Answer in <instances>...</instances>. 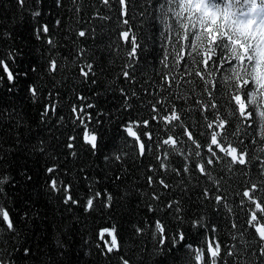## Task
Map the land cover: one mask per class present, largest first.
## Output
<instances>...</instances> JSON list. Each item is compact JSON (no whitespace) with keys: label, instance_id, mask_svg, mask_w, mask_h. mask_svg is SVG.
I'll list each match as a JSON object with an SVG mask.
<instances>
[{"label":"trees","instance_id":"1","mask_svg":"<svg viewBox=\"0 0 264 264\" xmlns=\"http://www.w3.org/2000/svg\"><path fill=\"white\" fill-rule=\"evenodd\" d=\"M126 2L127 15L121 16V6L115 0H110L109 5H105L103 0H60L59 8L53 0H43L40 20L49 25L50 33L38 40L33 34L35 21L31 16L36 8L35 0H27L24 6H19L17 0H0V52L22 49L24 55L17 61L20 68L15 70L36 69L35 72H29L27 80L21 79L18 90L12 94L6 93V82L0 86V108L19 110V138L24 142L23 149L15 144L14 139L0 144V150L8 153L0 159V177H8L14 182L13 186V183L5 180L0 208L10 212V217L22 233L20 239L16 240L5 230L6 225H0V248L10 249L13 244H23L26 239L35 261L20 259L19 264H40L43 260H47L48 264H55V261H62V264H121V257L128 259L129 264H184L187 249L177 252L175 257H169L166 261L157 254L160 246L153 238V225L156 220L167 225L168 244L171 243V237L183 231L188 243L202 247L205 236L192 225L193 219L199 217L206 225L216 226L215 233L210 229L204 231L208 240L221 243L223 260L218 261V264H260L259 242L253 238L250 234L252 229L246 225V213L251 210L249 202L243 198L245 203L241 204V198L242 192L252 184L258 185L254 196L257 199L264 198V175H261L259 168L260 161H264V140L257 137V142L253 144L252 137L245 136L246 126H242L239 134H236L237 121L228 116L229 108L220 92H216L217 109L204 111L208 96L203 81L194 74L182 76L183 62L179 70L173 68L171 57L168 68L160 63L163 56L160 31L163 26L156 17L159 15L158 5L163 0ZM237 2L242 3L243 0H221V5ZM256 2L259 6L261 0ZM57 19L60 20L59 25L55 23ZM123 19H128L129 25H123ZM129 27L140 37L143 51L134 80L125 81L121 72L126 51L119 46L124 44L122 39L117 44V37L119 31ZM79 31H85V37H79ZM7 33L10 35H5ZM49 38L54 42L52 46L46 42ZM187 51L190 49H186V58ZM216 54L220 55L219 49ZM51 59L57 61L55 72L49 71ZM87 63H92L96 70L95 85L86 82L80 75V68ZM229 63L235 64L230 60L229 53L224 51L221 68L225 69ZM0 75H3L2 69ZM206 78L215 83L222 76L220 72L214 71ZM28 85L39 89L35 103L29 98ZM223 87V84H217V88ZM120 89L125 90L127 100ZM49 93L53 94L52 103H55L57 112L51 115L47 124H42L39 113L43 111L44 104L49 102ZM79 96L86 99L81 101ZM157 102L168 108L175 105L182 123L193 131L198 142L203 145L201 152L205 157V141L208 137L201 133H210L211 129H206L207 123L215 124L218 119L226 118L229 123L222 131L228 134L233 146L238 147V150L244 148L249 153L246 157L249 163L229 166L230 158L221 153L220 161L208 166L207 176L201 175L198 169L183 173L185 164L191 168V163L199 159L189 152V148L194 146L187 141L186 136L179 137L184 143L177 144L175 153H171L170 146H153V151L148 153L149 159L137 157L131 143L126 145L122 139L126 136L121 128L125 122L148 119L150 128L141 126L136 130L151 131L161 139L166 138L167 134H174L176 138L180 132V128L175 127L173 133H168L167 127L159 120L151 121L152 105ZM88 103L97 105L95 109L88 110L92 113L93 121L100 119L103 122L100 126L99 148L94 156L87 151V146H80L83 125L74 124L76 114L71 111L73 106L79 108ZM100 112L104 115L98 116ZM85 120L87 122V118ZM94 127V123H89L88 130L92 131ZM68 136H78V140L73 141L77 147L71 150L77 152L76 157H72L70 150L63 147ZM41 139L46 141V152H31V145ZM127 139L129 142L132 140ZM142 139L147 140V137ZM240 139L244 140L243 145H240ZM181 147L182 152L179 150ZM165 149L171 154L166 156ZM116 155L122 159L116 160ZM105 156L111 159L105 161ZM157 156L163 160L165 167L156 172V183L149 187L146 177L153 173L148 171V166L157 167ZM50 166L56 167L57 180L72 183L73 193L82 204L90 195L80 174V169H85L93 180H99L95 190L107 188L111 192L113 207H97L94 211L85 212L83 206H79L74 207L71 213L65 211L60 202V193L49 194L45 189V181L50 175L46 173V168ZM173 169L181 170V174L177 175ZM24 173L32 177L31 181L25 178ZM116 175H120L121 180L113 183L112 178ZM209 176L214 179H209ZM160 179L169 184L168 189L159 185ZM205 187L211 189L209 200L197 199ZM153 190L161 196V201L151 199ZM217 194L224 197L220 205L215 204L214 196ZM169 201L180 202L183 223L173 219L171 212L166 214L165 205ZM150 203L158 209L155 213L148 212ZM213 208H218L219 213H215ZM25 212L31 217L27 223L22 219ZM72 217L78 219L73 221ZM70 223L71 230L68 228ZM233 224L237 227L233 228ZM113 226L118 232L120 248L107 253L105 242H110L111 237L105 234L104 240H101L98 233L103 228ZM137 227L144 231L137 234ZM58 239L65 244L63 255L57 254ZM228 249H233L236 255H224Z\"/></svg>","mask_w":264,"mask_h":264},{"label":"snow or ice","instance_id":"2","mask_svg":"<svg viewBox=\"0 0 264 264\" xmlns=\"http://www.w3.org/2000/svg\"><path fill=\"white\" fill-rule=\"evenodd\" d=\"M53 2L57 8L61 6L60 0H53ZM26 3L27 0H17L19 6H24ZM35 3L36 8L32 11L31 16L33 21H35L33 34L39 40L50 33V27L47 23L40 20L43 15L41 9L43 0H35ZM103 3L109 5L110 0H103ZM115 3L121 6L119 9L120 15L126 16V0H115ZM158 12L159 15L156 19L163 26L160 31V47L163 52L160 63L165 68H168L169 57H171L173 68L179 70V66L183 62L182 76L194 74L203 81L204 90L208 96V102L204 104V111L217 109L216 92H220L225 97V102L228 105V116L234 117L237 121L236 134H239L242 126H246L245 136L252 137L253 144L257 142V137L264 140V0H261L259 6L256 0H243L242 3H227L223 6L221 5V0H163V3L158 5ZM55 23L59 25L60 20L57 19ZM122 24L129 25V20L123 19ZM5 35H10V33ZM78 35L79 37H85V31H79ZM190 37H194V39H190ZM219 37H223V39H218ZM121 39L124 42L123 45H119ZM46 42L50 46L54 44L50 38ZM117 44L122 50L126 51L121 75L125 81L134 80L136 66L143 51L140 37L132 32L129 27L127 30L119 31ZM186 49H190V51H187V58ZM217 49L220 50L219 56L216 54ZM224 51L229 53L230 60L234 61L235 64L229 63L225 69H222ZM23 55L22 49L0 52V69H2L3 73V75H0V86H3L5 82L7 83V88L5 89L7 94L17 91L21 79L27 80L29 72L36 71L35 68L15 70L16 68H20L17 61ZM200 64H202V68L193 67ZM57 67L55 59L49 60V71L55 72ZM214 71L220 72L222 76V79L215 83L206 78L207 76H211ZM170 72L171 70H169V74ZM80 75L86 82H90L93 85L97 83V74L92 63H87L85 67L80 68ZM187 83H191V81H187ZM217 84H223L224 87L217 88ZM27 90L30 94L29 98L34 103L37 102L39 89L33 85H28ZM120 91L125 96V100H127L125 90L120 89ZM96 95H99V93ZM133 95H136V93L133 92ZM52 97L53 94L49 93V102L44 104L43 111L39 113L42 124H47L51 119V115L57 112L55 103H52ZM180 98L186 99L187 97ZM78 99L83 101L86 98L79 96ZM96 107V104L88 103L79 108L73 106L71 109L72 113L76 114L74 124L83 125V139L80 146H87V151L93 156L96 155L99 148L100 126L103 123L100 119L93 121L92 113L88 111ZM97 115L102 116L104 113L100 112ZM85 118H87V122ZM60 119L63 118L61 117ZM150 119L151 121L159 120L162 125L167 127L168 133H173L175 127H179L180 132L176 134V138H174V134H167L166 138L161 139L159 135L151 131L138 132L136 130V128L141 126L144 129L150 128L151 125L148 119L125 122V124L121 125V128L126 133V136L122 139L126 145L131 143V147L136 152L137 157L149 159L148 153L153 151V146L156 148L170 146L171 153H175L177 151V144L180 143L182 145L184 143L179 137L186 136L187 141H190L191 145L194 146V148H189V152L199 159L191 163V168L185 164L182 169L183 173L195 172L198 169L201 175L207 176L209 172L208 166L218 163L221 159V153L225 157L230 158L228 160L229 166L237 164L246 165V163H249L246 160L249 153L244 148L238 150V147L233 146L228 139V134L222 131L225 129L226 124L229 123L226 118L218 119L215 124L212 122L207 123L206 129H211L210 133H201V135L208 137L205 141L207 146L206 157L201 152L203 145L198 142L193 131L189 130L188 126L182 123V117L177 112L174 104L171 108L159 102L153 104ZM6 121L9 122L6 123ZM89 123H94L95 125L92 131L88 130ZM20 127L21 117L18 109L9 111L6 107L0 108V144L14 139L15 144L20 145L23 149L24 142L19 138ZM216 129H220L221 131ZM157 132H159V127L157 128ZM144 136L147 137V140L142 139ZM127 138H132L131 142ZM77 140L78 136H68L63 144L64 148L70 150L72 157L77 156L76 151H71L77 147L73 143V141ZM239 143L243 145L244 140L240 139ZM59 146L57 145V147ZM46 150V141L43 139L31 145L30 148V151L33 153H45ZM179 150L182 152L183 148L181 147ZM165 153L166 156L171 154L167 149H165ZM7 154L6 150H0V159H3ZM124 155H127V153H124ZM104 159L105 161H109L111 157L105 156ZM115 159L121 160L122 157L116 155ZM156 159L159 161L156 168H153L152 165L148 166V171L153 173L146 177V183L149 187L156 183L154 179L156 172L160 168L165 167L163 160H160L159 156ZM259 168L261 175H264V161H260ZM173 171L177 175L181 174V170L173 169ZM46 173L50 175L45 181V189L49 194L53 192L60 193V202L64 206L65 211L71 213L74 207L79 206H83L85 212L94 211L97 207L108 209L113 207L114 198L111 192L107 188H104L102 191L95 190V185L99 183V180H93L85 169L81 168L80 174L86 183L90 195H88L83 204L74 195L71 182L65 183L55 178L56 167H47ZM24 175L28 181H31L32 177L30 175L26 173ZM208 178L214 179L210 176ZM5 180L13 183L14 186V182L9 180L8 177H0V198L4 196L3 185ZM119 180H121L120 175L112 178L113 183ZM215 183H218V181H215ZM159 185H163L164 189L169 188V184L164 179L159 180ZM257 189L258 185L252 184L244 190L242 192L241 204L245 203L243 198H247L251 210L246 213V225L249 229H252L250 234L259 242L258 259L260 260V264H264V198L257 199L254 196ZM210 190L209 187H205L197 199L209 200ZM153 193L151 198L153 201L162 200L161 196L155 193V190H153ZM223 199L224 197L221 195L217 194L214 196L216 205H220ZM94 201L96 204H94ZM147 210L150 213H155L158 209L154 208L150 203L147 206ZM165 211L166 214L167 212H171L173 219L183 223L180 202H167ZM213 211L219 213L218 208H213ZM0 217H2L0 225H6L5 230L9 232L10 236L19 240L22 233L17 229L16 222L10 217V212L6 208H0ZM22 219L24 223H27L31 219L30 214L28 212L23 213ZM77 219V217H72L73 221ZM192 225L201 230V235L205 236L204 246L195 247L192 243H188L183 231H178L175 236L171 237V243L168 244L167 225L161 220H156L153 225L155 231L152 235L160 246L157 254L161 255L166 261L169 257H175L177 252H183L187 249L184 264H218V261L223 260L221 243L215 240H208L207 234L204 231L205 229H210L211 232L215 233L216 226L214 224L206 225L204 220L199 217L193 219ZM71 227L70 223L68 225L69 230H71ZM232 227L235 228L237 225L233 224ZM135 231L139 234L144 229L137 227ZM105 234L111 237L110 242H105L107 253H112L114 249L119 250L120 243L118 242L116 227L101 229L98 233L99 238L104 240ZM56 250L58 255H63L65 250L64 242L59 239L57 240ZM224 255L233 257L236 253L233 249H228ZM20 259L35 261L32 248L27 246L26 239L23 244H13L10 249L0 248V264H19ZM120 260L121 264H129V260L126 258L121 257ZM40 264H48V261H40ZM55 264H62V261H55Z\"/></svg>","mask_w":264,"mask_h":264}]
</instances>
